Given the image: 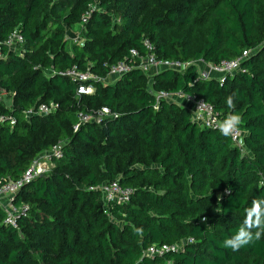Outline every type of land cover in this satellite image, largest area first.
I'll return each instance as SVG.
<instances>
[{
  "label": "trees",
  "instance_id": "1",
  "mask_svg": "<svg viewBox=\"0 0 264 264\" xmlns=\"http://www.w3.org/2000/svg\"><path fill=\"white\" fill-rule=\"evenodd\" d=\"M74 25L83 41L68 50ZM14 29L23 42L9 47ZM143 39L157 57L189 64L148 76L130 56L145 53ZM244 49L223 82L199 76L196 62ZM119 61L129 69L109 80ZM72 66L99 78L86 81L93 92L76 95L77 82L58 74ZM160 90L202 98L221 119L239 114L246 151L177 101H156ZM50 103L51 113H27ZM102 108L99 123L79 121ZM57 144L61 156L12 198L27 209L16 228L0 206V264H264V234L222 246L264 196V0H0V184ZM113 181L128 201H103L98 187ZM152 244L179 249L150 258Z\"/></svg>",
  "mask_w": 264,
  "mask_h": 264
},
{
  "label": "built area",
  "instance_id": "2",
  "mask_svg": "<svg viewBox=\"0 0 264 264\" xmlns=\"http://www.w3.org/2000/svg\"><path fill=\"white\" fill-rule=\"evenodd\" d=\"M88 17V12H85L81 16L80 25L86 23ZM23 42V36L14 29L9 36L5 39L4 44L13 47L16 44ZM142 45L145 49L144 54H140L137 49H132L130 51V56L133 61L136 62V66L139 67L148 76V71L152 69L154 72L163 69H173L177 71H182L189 63L165 60L157 57L154 52V47L148 39L142 40ZM249 54L248 49L242 50L239 56L232 59H224L218 63H204V70H198L197 72L202 78H211L216 76L218 81L223 82L225 78L232 75L239 69L241 61L247 57ZM133 62V63H135ZM132 63V64H133ZM129 69V65L125 61H119L109 68L108 75L115 78L125 73ZM58 74L69 77L72 81L77 82L76 95L88 94L93 91V87L90 83L86 81H91L94 79H99L95 74L90 71H79L75 66L66 69ZM151 76V75H150ZM153 96L156 101L161 99L175 100L180 105L187 107L191 114V119L193 122L199 124L202 127H210L218 130V123L222 120L221 117L216 113L214 107L211 103L205 101L202 98H195L192 95L184 94L180 91L175 93H169L164 90L153 92ZM57 105L50 103L48 105L41 104L36 110L30 109L27 111L28 114L40 113L48 114L56 110ZM109 111L106 108H102L95 114H84L79 113L78 118L80 122H87L89 120H94L99 123L104 115H107ZM13 122V121H12ZM231 143L239 148L241 151H246L243 143V133L237 128L230 136H228ZM62 154L59 144L53 146L51 150L46 154L44 159L48 163L43 162L44 167L39 168L36 159L32 162L30 167L24 172L19 180H8L0 184V201L2 198H7L6 206L3 207L4 219L3 223L10 225L14 228L17 227L18 218L26 214V206L23 204L16 205L12 202V198L17 192L18 188L22 185L23 181H28L35 178L39 174L43 173L50 163L51 159L54 157H60ZM47 164V165H46ZM98 190L101 193V197L105 203H124L129 200L131 190L121 186L118 182H104L99 187ZM179 249L178 244H152L145 251L144 255L150 258L157 256H162L165 253L177 251Z\"/></svg>",
  "mask_w": 264,
  "mask_h": 264
},
{
  "label": "clouds",
  "instance_id": "3",
  "mask_svg": "<svg viewBox=\"0 0 264 264\" xmlns=\"http://www.w3.org/2000/svg\"><path fill=\"white\" fill-rule=\"evenodd\" d=\"M226 105L233 106V96L225 99ZM241 124V117L236 113H229L222 119L217 127L220 135L230 136ZM245 215L236 231L222 241L224 248L235 251L253 240H259L264 234V196L254 198L245 210Z\"/></svg>",
  "mask_w": 264,
  "mask_h": 264
},
{
  "label": "rangeland",
  "instance_id": "4",
  "mask_svg": "<svg viewBox=\"0 0 264 264\" xmlns=\"http://www.w3.org/2000/svg\"><path fill=\"white\" fill-rule=\"evenodd\" d=\"M65 33H66V48L68 50H69L72 43H81L83 41L80 25H74L70 28H67ZM204 65L205 64H203L201 62H196L197 67H199V66L203 67ZM148 86L150 87V85H148ZM44 161L46 162L47 160L44 159L43 154L36 159V162L39 163L38 164L39 168L44 167V164H43ZM46 163H48V162H46ZM1 202H3L2 204H0L3 208L4 206H6L7 198L4 197Z\"/></svg>",
  "mask_w": 264,
  "mask_h": 264
},
{
  "label": "crops",
  "instance_id": "5",
  "mask_svg": "<svg viewBox=\"0 0 264 264\" xmlns=\"http://www.w3.org/2000/svg\"><path fill=\"white\" fill-rule=\"evenodd\" d=\"M204 68H205V66H203V67H201V66H199L198 67V70H204ZM152 73H154V71L152 70V69H150L149 71H148V74H149V76L152 74ZM109 80H112L113 79V77H111V76H109V78H108ZM151 82H152V79H148V85H150L151 86ZM150 88V87H149ZM93 92V91H92ZM49 151H45V152H43L42 154L44 155V157L46 156V154L48 153ZM42 154H40L39 156H41ZM38 156V157H39ZM3 199V198H2ZM2 199H1V201H2ZM0 201V204H2L3 202H1ZM1 206V205H0ZM2 207V206H1Z\"/></svg>",
  "mask_w": 264,
  "mask_h": 264
}]
</instances>
